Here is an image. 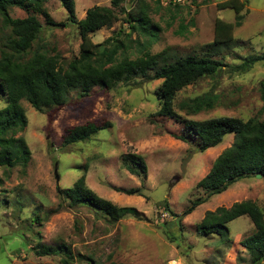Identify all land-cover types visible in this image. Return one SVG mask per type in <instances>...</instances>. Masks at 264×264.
<instances>
[{
    "label": "rangeland",
    "instance_id": "obj_1",
    "mask_svg": "<svg viewBox=\"0 0 264 264\" xmlns=\"http://www.w3.org/2000/svg\"><path fill=\"white\" fill-rule=\"evenodd\" d=\"M110 1L73 0L76 20L83 19L92 7H109ZM225 1L138 0L136 4V0H124L120 4L126 12H137L141 5L147 8L156 33L149 53H162L170 61L209 55L225 65L215 77H205L177 93L175 110L180 121L155 116L159 109L155 90L161 81L140 77L111 89L95 87L85 97L72 92L63 106L41 112L21 102L27 125L17 136L24 139L30 159L24 174L19 167L6 174L0 168V264H62L64 259L68 264H249V256L240 246L253 232L246 216L227 225L224 240L198 234L196 225L207 211L247 200L264 213V179L249 176L220 195H208L196 185L232 145L233 136L198 153L197 140L185 128L186 121L219 117L264 121V62L246 72L237 70L245 59L264 55V0H239L245 6L240 12L241 25L233 30L234 41L210 47L215 20L234 23L238 16L232 10H218L217 5ZM46 9L50 19L61 26L46 27L39 16L43 25L40 45L62 64L68 63L79 54L77 29L67 22V13L58 1H49ZM9 13L13 18L26 16L15 8H9ZM90 37L94 44L110 37L122 41L129 37L130 57L140 53L133 55L135 42L146 40L130 28L122 14L111 28ZM202 96L216 98L213 109L187 115L179 108ZM5 106L0 96V110ZM86 123L107 128L88 141L63 143L69 128ZM182 137L185 142L179 140ZM127 155L142 160L144 175L137 177L124 170L121 161ZM83 174L86 186L98 197L133 213L111 222L95 209L71 205L56 189L69 190ZM128 189L139 193L118 192ZM193 202L198 206L177 223ZM164 203L176 219L164 211ZM162 227L179 245L166 239ZM44 248L58 253L41 254Z\"/></svg>",
    "mask_w": 264,
    "mask_h": 264
},
{
    "label": "trees",
    "instance_id": "obj_2",
    "mask_svg": "<svg viewBox=\"0 0 264 264\" xmlns=\"http://www.w3.org/2000/svg\"><path fill=\"white\" fill-rule=\"evenodd\" d=\"M49 1L51 0H0V96L6 103L0 110V168L5 169V174L15 167H19L24 174L30 159L24 139L17 136L27 125L22 101H26L35 111L41 112L63 106L72 92L79 97H85L95 87L111 89L119 82L140 77L146 81H161L155 90L159 102L155 116L180 121L181 117L175 110L177 93L205 77H215L225 66L209 55L188 56L170 61L162 53H149L147 49L155 41L156 33L148 18L147 8L141 5L140 8L137 7V12L133 9L126 12V9L120 7L124 0H111L109 7H92L81 20L75 18L73 0H56L66 11L67 22L75 26L80 39L78 56L62 64L57 55H50L40 45L43 25L39 16L43 18L46 27L61 26L49 17L46 9ZM244 6L245 2L239 0H227L217 5L219 11L232 10L238 16L234 23L215 20L210 47L232 44L233 30L242 23L240 12ZM9 8L19 9L26 16L13 18ZM121 14L127 17L133 31L146 38L145 42H135L133 55L140 51L135 57H130L132 40L129 41V37L126 41L110 37L100 44H94L90 37L103 28H111L118 22ZM118 55L121 56L120 60ZM257 62H264V55L245 59L237 70L246 72ZM262 100L264 105V96ZM215 102L216 98L212 96L195 97L179 108L185 109L187 115H196L213 109ZM106 128L105 124L96 126L93 123L71 127L66 131L63 143L70 145L88 141L91 136ZM185 128L188 135L197 140L195 149L198 153L217 147L225 137L233 136L232 145L214 160L208 173L196 185L208 195H220L237 181L249 176L260 175L264 179V121L255 118L243 121L232 117H219L205 121H186ZM179 140L185 142L183 137ZM121 162L129 174L137 177L145 174L142 160L133 155L123 156ZM55 176L58 178L56 171ZM56 190L64 193L71 205L95 209L111 222H117L125 215L133 213L132 209L118 207L98 197L86 186L84 174L69 190L62 192L59 187ZM118 192L128 196L139 193L138 189ZM164 204V211L174 217L166 203ZM197 206L198 203L193 202L177 218V223L182 217L191 214ZM243 216L250 220L253 232L240 241V246L249 256V264H262L264 213L252 201L207 211L196 225V232L201 235H216L224 240L229 233L227 225ZM162 228L166 239L179 245V240L165 227ZM41 252L44 255L58 253L50 248H44ZM70 258L69 255L68 260ZM62 264H68L67 259L62 260Z\"/></svg>",
    "mask_w": 264,
    "mask_h": 264
},
{
    "label": "water",
    "instance_id": "obj_3",
    "mask_svg": "<svg viewBox=\"0 0 264 264\" xmlns=\"http://www.w3.org/2000/svg\"><path fill=\"white\" fill-rule=\"evenodd\" d=\"M256 177H257V178H261V176H260V175H257Z\"/></svg>",
    "mask_w": 264,
    "mask_h": 264
},
{
    "label": "built area",
    "instance_id": "obj_4",
    "mask_svg": "<svg viewBox=\"0 0 264 264\" xmlns=\"http://www.w3.org/2000/svg\"><path fill=\"white\" fill-rule=\"evenodd\" d=\"M177 1L181 2V0H177Z\"/></svg>",
    "mask_w": 264,
    "mask_h": 264
}]
</instances>
